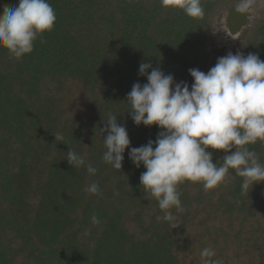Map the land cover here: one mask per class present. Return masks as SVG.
<instances>
[{
  "label": "trees",
  "instance_id": "1",
  "mask_svg": "<svg viewBox=\"0 0 264 264\" xmlns=\"http://www.w3.org/2000/svg\"><path fill=\"white\" fill-rule=\"evenodd\" d=\"M238 2L201 0L205 15L192 18L160 0H48L57 19L32 53L16 59L0 47V264H201L206 247L223 264H264V182L244 194L243 178L230 169L226 182L207 192L202 182L180 183L186 211L171 209L174 228L158 201L146 197V168L129 158L131 147L161 131L137 126L128 112L133 84L148 82L141 62L191 86L189 69L210 68L222 15L230 11V27L245 25ZM18 3L0 0V13ZM261 6L233 54L264 61ZM112 115L131 140L121 170L103 160L100 130ZM247 147L264 164V142ZM69 148L96 173L70 166ZM209 150L222 164L225 151ZM94 182L100 192H86Z\"/></svg>",
  "mask_w": 264,
  "mask_h": 264
},
{
  "label": "clouds",
  "instance_id": "2",
  "mask_svg": "<svg viewBox=\"0 0 264 264\" xmlns=\"http://www.w3.org/2000/svg\"><path fill=\"white\" fill-rule=\"evenodd\" d=\"M160 2L165 8L182 9L192 18L205 15L201 0ZM257 3L258 0H239L235 11L250 14ZM56 19L48 0H19L18 5L4 6L0 13V47L20 59L33 52L34 42L53 29ZM189 73L194 79L191 86L185 81L176 82L172 74L151 63L141 62L139 74L148 82L134 83L126 100L137 126L158 125L161 129L155 141L131 147L129 158L137 168H146L140 176L146 197L158 201L164 213L162 219L174 228L176 216L171 209L186 211L177 190L180 183L202 182L207 192L226 182L230 169L243 178L244 194L264 182V164L247 147L264 142V61L255 53L228 52L207 73L196 68L189 69ZM117 120L115 115L110 116L107 127L100 131L106 147L104 162L121 170L131 140L126 126ZM54 135L63 143L61 135ZM209 149L225 151L222 164L213 163V151ZM66 159L72 167H86L89 174L97 171L71 148ZM84 190L98 194L100 187L94 182ZM91 221L93 225L100 223L95 214ZM215 255L212 248H204L200 252L201 264H223L221 259H214Z\"/></svg>",
  "mask_w": 264,
  "mask_h": 264
},
{
  "label": "rangeland",
  "instance_id": "3",
  "mask_svg": "<svg viewBox=\"0 0 264 264\" xmlns=\"http://www.w3.org/2000/svg\"><path fill=\"white\" fill-rule=\"evenodd\" d=\"M261 7V3L258 1L253 11L250 14H245L246 23L241 28L230 27V11H226L215 23L212 35L214 54L211 60L210 68L217 63V59L219 57H223L227 55L228 52H234L237 48H239L243 42L244 31L259 18ZM237 16L238 17H235V21L240 18V14H237ZM234 28L235 30H233Z\"/></svg>",
  "mask_w": 264,
  "mask_h": 264
}]
</instances>
